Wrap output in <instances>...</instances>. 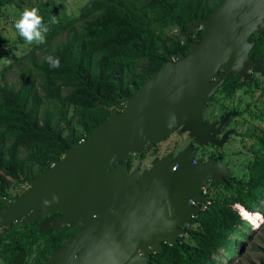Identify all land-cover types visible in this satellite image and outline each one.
<instances>
[{
    "label": "trees",
    "instance_id": "trees-1",
    "mask_svg": "<svg viewBox=\"0 0 264 264\" xmlns=\"http://www.w3.org/2000/svg\"><path fill=\"white\" fill-rule=\"evenodd\" d=\"M221 2L85 0L72 13L64 0H0V17L7 19L12 8L20 15L26 7H35L49 29L44 43L27 44L29 49L0 69V212L18 195L17 187L122 109L123 96L133 95L179 52L188 54L190 43L203 37L201 29L190 27ZM53 16L57 23L50 22ZM251 39L255 44L250 55L262 58L264 34ZM50 56L59 58V68H50ZM20 60L26 66L17 87L6 80L5 72ZM256 102L257 112L264 114V94L256 95ZM248 137L254 154L243 175L216 190L200 214L183 225L179 243L163 242L162 251L152 252L151 264H223L219 257L226 254L232 260L243 248L245 242L235 236L253 225L254 214L261 221L263 214L254 211L264 201V128H255ZM213 187H208L209 194ZM40 221L0 228L1 262L13 264L18 242L29 252L30 264H41L77 231H40Z\"/></svg>",
    "mask_w": 264,
    "mask_h": 264
},
{
    "label": "water",
    "instance_id": "water-1",
    "mask_svg": "<svg viewBox=\"0 0 264 264\" xmlns=\"http://www.w3.org/2000/svg\"><path fill=\"white\" fill-rule=\"evenodd\" d=\"M203 37L191 42L189 53L167 61L83 141L37 177L0 212V228L44 220L40 231L80 224L76 233L41 264H151L163 242L178 244L189 224L210 198L203 186L231 178L220 159H196L191 145L174 155L155 157L142 172L131 169L132 154H141L170 134L188 131L203 144L222 146L225 127L204 119L207 102L224 77L245 79L254 70L264 75V57L253 58L250 38L264 33V0H222L190 31ZM224 68L223 76L219 77ZM227 134H225L226 137ZM195 160V161H194ZM195 200L196 205L190 201ZM13 264H27L19 245Z\"/></svg>",
    "mask_w": 264,
    "mask_h": 264
},
{
    "label": "flooded vegetation",
    "instance_id": "flooded-vegetation-1",
    "mask_svg": "<svg viewBox=\"0 0 264 264\" xmlns=\"http://www.w3.org/2000/svg\"><path fill=\"white\" fill-rule=\"evenodd\" d=\"M258 35L259 34L255 33L251 38L253 37L257 38ZM251 38L250 40L253 41L255 44V41ZM224 71H225L224 68L220 70L219 77L223 76ZM249 73L251 75L249 79H245L242 75L238 73L230 77L223 76L224 80L222 85L219 87L216 93L211 97V99L207 102V106L204 114L205 120H208L210 123H216V127H218L222 123V120L227 116L223 132L216 136L217 139L219 140L225 138V142L222 146H219L212 142H210L209 144L200 143L199 141H197L195 137L190 136L188 131L181 132V130L179 129L170 136H167L165 139L156 143L153 148L146 149L141 154H132L131 158L129 159V164L131 165L130 166L131 169L137 168L139 169L140 172H142L143 170L151 166L152 160L155 157H163L170 152L176 155L182 149H184L188 145H191L192 148L195 150L196 159L201 158L204 161H207L210 158H213L215 160L220 159L223 164H227V168L231 172L230 179H228L227 175H225L224 182H216L215 180H212L206 185H208V187H213L215 185L213 187L214 190H219V189L223 190L224 186H228L238 176H235V174L233 173L232 162L228 160V156H229L228 152L224 150L225 145L229 143L234 136L238 138V133L240 134L241 127H245L246 124H248L249 126H255L256 124L255 127L263 128L260 125L261 121L259 119L255 121V124L252 123L250 125L247 116H249L250 113L254 112L253 109L255 108L257 103L256 95L264 94V75L261 72H256L254 70H250ZM213 98H216L217 100L213 101L212 100ZM232 101L233 103H230ZM213 102L220 103L222 109L215 111L212 107ZM259 107L263 108V104H260ZM244 118H246L247 120H244ZM225 134H227L226 137ZM172 135H175L173 140H172ZM242 136L243 135L241 134V137ZM246 138L249 139L250 137L246 136ZM252 143H251V147H252ZM252 154H254V152ZM26 185L27 188H25V190L28 189L29 187L28 182L26 183ZM24 191L20 192L17 196H19ZM57 215H59V212H52L45 216H40L37 220L41 219L39 223L40 225L44 220L51 219ZM22 220L23 218L19 219L14 223L23 225ZM79 226L80 224H76L72 227H76V230H78ZM17 245H19L18 242H16L15 246L13 247V250H15L16 252L14 256L18 254V250L15 249ZM23 250L25 251L24 254L25 263L30 264L28 262L29 252L25 248H23ZM0 264H4V263L0 261Z\"/></svg>",
    "mask_w": 264,
    "mask_h": 264
},
{
    "label": "rangeland",
    "instance_id": "rangeland-1",
    "mask_svg": "<svg viewBox=\"0 0 264 264\" xmlns=\"http://www.w3.org/2000/svg\"><path fill=\"white\" fill-rule=\"evenodd\" d=\"M84 1L85 0H64L67 12H78L79 7ZM7 13L10 14L7 19L0 17V69H2L5 64L15 61L17 55H22L24 53L23 49H29V47H27V43L19 36L15 29V21L19 18V15H17V9L12 8L8 10ZM14 15L17 16L14 17ZM11 39L14 40L10 44L9 41ZM25 66L26 64L23 60L15 62L13 66L5 72L6 80L10 84H15L17 87L20 86L21 76ZM230 103H233V101ZM212 107L215 111L222 109L221 104L217 102H213ZM258 109L259 108H254V112L250 113L247 118L250 122V125L252 123L255 124L257 117L252 116V114H259V120L261 121L260 125L264 128V114L257 112ZM244 120L247 119L244 118ZM255 126H249L246 124L245 127H241L240 134L238 133V138L234 136L224 147V150H226L229 155L228 160L232 162V170L235 176L239 177L243 175L244 170L247 169V161L253 155V148H251L252 140L251 138H246V136H249L250 131L254 130L255 128L260 129V127ZM241 134L243 135L242 137ZM174 137L175 135H172V140ZM25 188H27V185L22 183L20 187L15 189V194H19L20 192L24 191ZM215 192L216 190L212 189L210 194L207 196L210 198ZM258 207L259 211H254V213L261 212L263 214L261 221L259 220L258 214H254L251 220L254 224L252 226L243 228L242 235L235 236L239 243L240 241L243 243L245 242L243 248L241 247L242 249L237 251L235 255L232 256V260H230L231 256L228 257V255L224 254V258L219 257V262H222L223 264H264V201L261 202Z\"/></svg>",
    "mask_w": 264,
    "mask_h": 264
},
{
    "label": "clouds",
    "instance_id": "clouds-1",
    "mask_svg": "<svg viewBox=\"0 0 264 264\" xmlns=\"http://www.w3.org/2000/svg\"><path fill=\"white\" fill-rule=\"evenodd\" d=\"M51 23H57L55 16L51 17ZM15 29L19 36L27 44H40L45 42V33L48 32V27L44 25L43 18L39 15L37 8H25L15 21ZM50 68L56 69L60 67L59 58L48 57L47 60ZM253 223V222H252ZM254 224V223H253Z\"/></svg>",
    "mask_w": 264,
    "mask_h": 264
},
{
    "label": "built area",
    "instance_id": "built-area-1",
    "mask_svg": "<svg viewBox=\"0 0 264 264\" xmlns=\"http://www.w3.org/2000/svg\"><path fill=\"white\" fill-rule=\"evenodd\" d=\"M83 140H84V139H82L81 141H83ZM194 161H195V160H194ZM202 189H203V193H204L205 195H208V194H209L208 185H204ZM190 203H191V204H194V205L197 204V202H196L195 200H191Z\"/></svg>",
    "mask_w": 264,
    "mask_h": 264
}]
</instances>
